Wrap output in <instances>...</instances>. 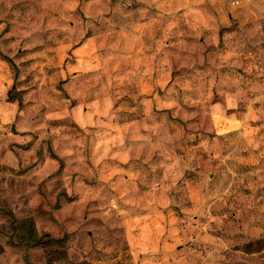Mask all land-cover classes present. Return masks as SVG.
Returning a JSON list of instances; mask_svg holds the SVG:
<instances>
[{"label": "rangeland", "instance_id": "374dc122", "mask_svg": "<svg viewBox=\"0 0 264 264\" xmlns=\"http://www.w3.org/2000/svg\"><path fill=\"white\" fill-rule=\"evenodd\" d=\"M0 264H264V0H0Z\"/></svg>", "mask_w": 264, "mask_h": 264}, {"label": "trees", "instance_id": "16d2710c", "mask_svg": "<svg viewBox=\"0 0 264 264\" xmlns=\"http://www.w3.org/2000/svg\"><path fill=\"white\" fill-rule=\"evenodd\" d=\"M22 225L25 228V230H24L23 234H21L20 238L22 240L26 239V241L32 242L34 244H39L41 242L48 241V240H46L45 236H48L49 240L52 239V240H55L58 242L63 241L65 238L64 236L53 237L49 233H43V234L39 235L37 228L35 226V223L31 219L28 222H24Z\"/></svg>", "mask_w": 264, "mask_h": 264}, {"label": "built area", "instance_id": "2783aa9c", "mask_svg": "<svg viewBox=\"0 0 264 264\" xmlns=\"http://www.w3.org/2000/svg\"><path fill=\"white\" fill-rule=\"evenodd\" d=\"M237 2H238V0H237ZM114 206H116V204L114 203Z\"/></svg>", "mask_w": 264, "mask_h": 264}]
</instances>
